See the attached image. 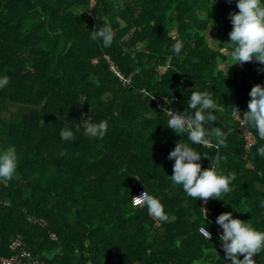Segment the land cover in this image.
Instances as JSON below:
<instances>
[{
	"label": "trees",
	"instance_id": "1",
	"mask_svg": "<svg viewBox=\"0 0 264 264\" xmlns=\"http://www.w3.org/2000/svg\"><path fill=\"white\" fill-rule=\"evenodd\" d=\"M89 2L0 0V75L10 77L0 89V150L14 147L18 156L14 178L0 182V255L19 238L48 264H227L220 213L264 231V157L256 154L264 140L250 128L256 143L247 152L232 117L235 107L242 116L247 110L252 86L264 85V64L254 57L227 74L219 70L230 60L219 49L230 43L236 0H98L91 10ZM105 20L114 32L107 48L90 39ZM177 40L181 55L172 52ZM193 91L216 103L210 128L232 129L226 147L191 145L153 100L166 97L169 110L191 111ZM9 104L26 110L6 117ZM102 120L103 139L83 134L86 123ZM76 125L75 139L60 138L62 128ZM180 140L202 154V168L218 151V171L235 174L223 200H208L205 221L198 198L171 181L168 153ZM136 176L159 197L168 221L132 204ZM204 224L209 240L199 233ZM253 259L264 264V250Z\"/></svg>",
	"mask_w": 264,
	"mask_h": 264
},
{
	"label": "clouds",
	"instance_id": "2",
	"mask_svg": "<svg viewBox=\"0 0 264 264\" xmlns=\"http://www.w3.org/2000/svg\"><path fill=\"white\" fill-rule=\"evenodd\" d=\"M236 6L239 11L230 13L232 24V29L228 33L230 43L219 49L222 56H230L229 61L222 60L219 63V70L226 74L231 65L249 62L254 57L264 64V0H236ZM212 24L211 21L205 29H210ZM90 39L100 43L102 47H110L114 40V32L110 23L105 20L102 28L91 30ZM183 46V42L177 40L172 46V52L181 55ZM9 81V76L0 75V89L6 88ZM145 95L152 97L153 93L145 92ZM249 96L250 100L243 116L241 117L236 107L233 116L239 121L241 127L254 128L258 138L264 140V85H253ZM188 109L191 111L182 113L168 111L167 126L180 136L187 134L186 140L190 141L191 145L212 146L217 150L227 146V137L232 129L209 127L217 120V116L215 115L216 103L208 92L193 91L188 99ZM79 131V125H76L75 131L72 128H62L60 138L62 140L75 139ZM107 131L106 120L98 123L88 122L83 128V134L90 139H103ZM253 146L254 142L246 145L249 150ZM256 154L264 157V144L256 148ZM201 156L202 154L190 144L181 142V140L177 142L168 153V159L174 160L173 172L170 175L171 181L174 185L181 186L184 193L194 200L201 198L207 203L210 198L222 199L224 194L232 191L230 185L235 174L223 175L218 171L221 160L218 151L214 156V163L207 168L201 167L199 163ZM17 165L18 156L14 147L0 150V182L12 180ZM134 199L137 205L146 207L149 215L156 220L165 222L169 220L159 197L144 191ZM260 206L264 208V201L260 202ZM201 208L205 221L206 209ZM215 223L222 229L219 240L224 251L225 259L223 260L227 264L229 260L230 264H255L254 254L264 250V231L253 228L240 218L234 217L229 211L220 213L215 218ZM200 232L206 240L212 236L206 224L200 228ZM239 254H242V259L238 258Z\"/></svg>",
	"mask_w": 264,
	"mask_h": 264
},
{
	"label": "built area",
	"instance_id": "3",
	"mask_svg": "<svg viewBox=\"0 0 264 264\" xmlns=\"http://www.w3.org/2000/svg\"><path fill=\"white\" fill-rule=\"evenodd\" d=\"M97 1L98 0H90V2H89L90 10L96 5ZM110 69L114 73H116V75L118 77H120L121 80L125 81L122 74L120 73V71L117 69V67L114 64L110 65ZM165 98L166 97H154L153 100H154L155 104L158 106V108H160V109H162L168 113V111H171L168 108V105L170 104L171 100H169L168 98L166 100ZM240 115L242 117V114H240ZM232 117H233V120L237 124L238 135L244 140L245 149L248 152L249 149L246 147V145L248 143H253V142L255 144L256 138H255L254 134L252 133V131L250 130V128L241 127L239 121L233 116V114H232ZM136 177H138V176H136ZM136 177L131 182L132 186H134L137 189L136 192L132 196V204L134 206L140 207V205H137L135 203L134 197L139 196L145 190L142 189L138 185L139 179H137ZM198 202L200 204V210H201L202 214H203V209L201 207L206 209V217L205 218L208 219L212 213L211 209L208 206V201H207V203H205L201 198H198ZM30 220L38 223L41 226L47 225L46 220L43 218H39V219L30 218ZM200 228H199V233L201 234ZM208 231H210V230L208 229ZM218 231L222 232V229L220 228V226H218ZM211 237L209 239H211ZM51 238L53 240H56V241L58 240L57 236L54 233H51ZM9 250H10V254L8 256H1L0 255V264H48L43 260H40L38 258L33 257V255L27 250L26 245L22 239L16 238V239L12 240L10 245H9ZM50 264H59V263H50Z\"/></svg>",
	"mask_w": 264,
	"mask_h": 264
},
{
	"label": "rangeland",
	"instance_id": "4",
	"mask_svg": "<svg viewBox=\"0 0 264 264\" xmlns=\"http://www.w3.org/2000/svg\"><path fill=\"white\" fill-rule=\"evenodd\" d=\"M23 110H26V109L22 108L21 106L15 105V104H9L7 106V112L5 113V116L9 117L11 114H15V113L21 112Z\"/></svg>",
	"mask_w": 264,
	"mask_h": 264
}]
</instances>
